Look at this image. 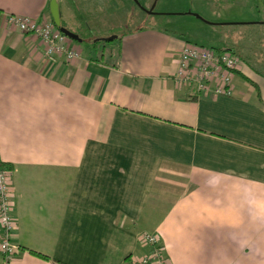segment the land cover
Masks as SVG:
<instances>
[{
    "label": "crops",
    "instance_id": "obj_1",
    "mask_svg": "<svg viewBox=\"0 0 264 264\" xmlns=\"http://www.w3.org/2000/svg\"><path fill=\"white\" fill-rule=\"evenodd\" d=\"M70 4L0 0V160L21 247L0 264H134L145 232L169 264H264V75L242 60L231 96L197 93L175 79L189 40L158 24L110 25L87 52L69 39L81 57L52 62L7 22L80 33ZM250 4L246 22H263L264 0Z\"/></svg>",
    "mask_w": 264,
    "mask_h": 264
},
{
    "label": "built area",
    "instance_id": "obj_2",
    "mask_svg": "<svg viewBox=\"0 0 264 264\" xmlns=\"http://www.w3.org/2000/svg\"><path fill=\"white\" fill-rule=\"evenodd\" d=\"M7 22L22 32L32 33L40 38L45 47L44 55L52 62L61 58L73 60L81 57V53L70 45L69 37L50 21L10 14ZM241 67L242 59L230 50L187 43L180 53L175 79L197 93L231 96L233 76ZM11 209V172L0 160V252L7 257L13 256L21 249L11 239L14 228ZM142 237L151 246V250L134 264H169L158 236L145 232Z\"/></svg>",
    "mask_w": 264,
    "mask_h": 264
},
{
    "label": "rangeland",
    "instance_id": "obj_3",
    "mask_svg": "<svg viewBox=\"0 0 264 264\" xmlns=\"http://www.w3.org/2000/svg\"><path fill=\"white\" fill-rule=\"evenodd\" d=\"M69 1L79 18V25L74 28L86 36L85 41L80 43L86 52L91 41L99 34L106 33L105 28L110 25L114 26L115 31L124 33L139 26L158 24L159 28L178 33L193 44L224 48L229 45L227 38L230 28L217 23L259 20L255 17L250 0L223 5L218 0H126L123 7L108 5L101 0L98 10L100 19L96 4L88 6L89 0ZM106 13H109L108 16H105ZM102 45L97 52L98 56L104 52Z\"/></svg>",
    "mask_w": 264,
    "mask_h": 264
},
{
    "label": "trees",
    "instance_id": "obj_4",
    "mask_svg": "<svg viewBox=\"0 0 264 264\" xmlns=\"http://www.w3.org/2000/svg\"><path fill=\"white\" fill-rule=\"evenodd\" d=\"M209 1V0H208ZM220 26L226 25L230 28L229 38L226 47H215L218 50H230L247 63L252 69L264 75V21L263 22H232L217 23ZM216 25V24H215ZM59 29L64 28L57 25ZM69 30V29H68ZM79 39L85 40L86 36L78 32H73ZM72 39L73 38H70ZM190 43V41H188ZM10 172V167L2 162ZM34 252V251H33ZM40 254V253H38Z\"/></svg>",
    "mask_w": 264,
    "mask_h": 264
},
{
    "label": "water",
    "instance_id": "obj_5",
    "mask_svg": "<svg viewBox=\"0 0 264 264\" xmlns=\"http://www.w3.org/2000/svg\"><path fill=\"white\" fill-rule=\"evenodd\" d=\"M57 22L59 23V21H57ZM61 31H62L63 33H65V34H66L68 37H70V38H73V39H76V40H80V39L78 38V36L74 35L72 31H70V30H68V29H66V28H61Z\"/></svg>",
    "mask_w": 264,
    "mask_h": 264
}]
</instances>
